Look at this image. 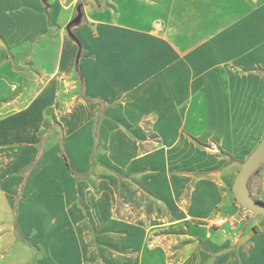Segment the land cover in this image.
<instances>
[{
	"label": "crops",
	"instance_id": "1",
	"mask_svg": "<svg viewBox=\"0 0 264 264\" xmlns=\"http://www.w3.org/2000/svg\"><path fill=\"white\" fill-rule=\"evenodd\" d=\"M84 1L0 0V264H264V0Z\"/></svg>",
	"mask_w": 264,
	"mask_h": 264
},
{
	"label": "water",
	"instance_id": "2",
	"mask_svg": "<svg viewBox=\"0 0 264 264\" xmlns=\"http://www.w3.org/2000/svg\"><path fill=\"white\" fill-rule=\"evenodd\" d=\"M85 4L91 3L94 8L99 9L103 7L106 0H101L97 2L96 0H85ZM81 4L76 8V14L73 19L69 22L67 28L71 24H77L81 21ZM264 164V135L259 140L255 148L251 153L240 163V168L237 171L233 183L231 185V190L235 201L241 205L245 210L249 211L254 217L263 216L264 217V202L259 201L253 197L251 194L247 182L248 179L254 174L255 171L259 170Z\"/></svg>",
	"mask_w": 264,
	"mask_h": 264
},
{
	"label": "built area",
	"instance_id": "3",
	"mask_svg": "<svg viewBox=\"0 0 264 264\" xmlns=\"http://www.w3.org/2000/svg\"><path fill=\"white\" fill-rule=\"evenodd\" d=\"M215 223L219 226L227 225L228 227H233L235 225V220L231 217L218 216L215 219Z\"/></svg>",
	"mask_w": 264,
	"mask_h": 264
},
{
	"label": "trees",
	"instance_id": "4",
	"mask_svg": "<svg viewBox=\"0 0 264 264\" xmlns=\"http://www.w3.org/2000/svg\"><path fill=\"white\" fill-rule=\"evenodd\" d=\"M72 25H75V24L73 23V24H71L70 26H72ZM69 33H70V32H69ZM70 36H71L73 39H75V37H74L73 34L70 33ZM77 70H78V67H77ZM78 76H79V75H78ZM40 151H41V150H40ZM40 151H39V154H40ZM62 152H63V156H64V159H65V161H66L67 166L71 169V165H70V162H69V160H68V157H67L66 152H65L64 150H62ZM258 171H259V170L255 171L254 174L257 173ZM254 174H253V175H254ZM253 175H252V176H253ZM252 176L248 179V182H247V186H248V188H249V182H250V179L252 178ZM255 199H256V198H255ZM257 200L262 201V200H260V199H257ZM262 202H264V201H262Z\"/></svg>",
	"mask_w": 264,
	"mask_h": 264
}]
</instances>
